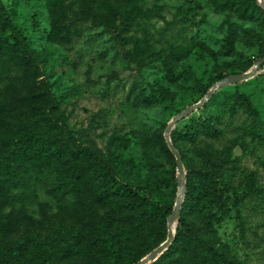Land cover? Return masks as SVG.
Instances as JSON below:
<instances>
[{
    "label": "rangeland",
    "instance_id": "374dc122",
    "mask_svg": "<svg viewBox=\"0 0 264 264\" xmlns=\"http://www.w3.org/2000/svg\"><path fill=\"white\" fill-rule=\"evenodd\" d=\"M2 2L7 17L0 11V249L25 242L31 264L42 259L102 264L108 230L97 223H103L109 205L99 200L93 165L67 149L53 152L47 161L18 157L4 164L2 152L16 151L4 144L12 129L27 119L46 124L52 118L70 129L76 146L98 153L122 179L174 209L180 185L177 159L166 142L169 124L220 80L250 71L264 56V18L243 17L225 0ZM243 2L257 12L254 0ZM14 33L26 38L31 52ZM238 92L252 102L258 119L246 113L247 107L230 118L244 130L233 150L243 170L227 177L233 180L229 205L226 210L205 208L196 196L184 197L174 241L182 217L225 245L236 264H264V219L251 209L255 202L264 212V64L253 77L220 87L212 104L195 110L172 132L201 114L219 111ZM252 124L254 133L246 131ZM177 145L183 151L181 141ZM165 179L170 185L159 188ZM251 187L261 193L237 202ZM237 207L246 215L242 222ZM209 210L216 214L212 226ZM78 229L86 232L80 241L72 238ZM168 235V218L135 235L139 260ZM174 241L168 251L172 258Z\"/></svg>",
    "mask_w": 264,
    "mask_h": 264
},
{
    "label": "trees",
    "instance_id": "16d2710c",
    "mask_svg": "<svg viewBox=\"0 0 264 264\" xmlns=\"http://www.w3.org/2000/svg\"><path fill=\"white\" fill-rule=\"evenodd\" d=\"M225 3L228 8L242 12L243 17L253 21L264 18V8L257 5L256 0L254 3L257 12L249 11L243 0H225ZM0 11L6 18L7 11L2 0H0ZM14 36L18 43L31 52L26 38L21 33H14ZM233 49L231 44V50ZM214 95L205 105L212 104ZM245 107L248 108L246 113L258 119V111L252 102L244 93L238 92L232 99H227L219 111L201 114L186 124L182 130L172 132L173 143L189 170L185 199L190 196L195 199L194 196H196L198 204L205 208L213 206L219 210H226L231 199L229 187L233 183V180L229 181L227 177L241 170V163L234 157L233 150L239 145L240 134L244 130L240 124H233L230 118L234 119L241 108L245 110ZM28 120L19 122L12 129L13 135L6 139L4 144L15 146L16 151L14 153L3 151L1 162L8 164L10 160L18 157L42 162L47 161L48 155H53V152H61V150L64 152L66 149L78 158L86 157L93 165L92 174L100 186L99 200L109 205L103 223H97L101 230H108L106 237L108 247L102 264H125L124 260H128V264H135L139 260L135 235L145 231L148 224L152 222L162 220L166 223L173 211V206L156 201L146 188L122 179L109 162L103 160L98 153L84 144L76 146L75 137L66 125H61L52 118L46 124L41 123L37 118ZM246 131L256 132L253 124L248 126ZM253 136L255 138V134ZM178 140L183 145V151L178 148ZM195 163L198 165L194 166ZM170 182L169 179L161 181L158 183L159 188L170 185ZM260 193V188L251 187L247 194L237 198V202L245 199L252 201ZM251 209L255 215L264 219V212L257 203L254 202ZM236 210L240 222L244 221L246 215L242 214L238 207ZM208 214L211 217L209 226H212L216 214L212 210H209ZM242 229L245 227L243 226ZM78 230L72 238L80 241L86 232L83 229ZM174 244L177 245L173 253L176 256L170 257L172 253L168 254L171 249L169 247L155 264H198L200 260L202 264H236L232 261L225 245L218 243L211 233L199 232L194 224L182 217L179 219ZM29 247L25 242L14 243L13 247L11 244H6L3 246L4 249H0V262L31 264L26 256ZM75 247L83 250L82 246ZM51 248L58 251L60 247L53 243ZM169 257L170 261H167ZM34 264L49 263L48 260L42 259Z\"/></svg>",
    "mask_w": 264,
    "mask_h": 264
},
{
    "label": "water",
    "instance_id": "95a60500",
    "mask_svg": "<svg viewBox=\"0 0 264 264\" xmlns=\"http://www.w3.org/2000/svg\"><path fill=\"white\" fill-rule=\"evenodd\" d=\"M258 3L261 7L264 8V0H258ZM264 64V56L258 60V62L255 64V66L248 72L243 73V74H235L231 75L228 77L223 78L220 80L214 87L208 92V94L202 98L200 101L197 103L181 110L178 115L170 122L169 127L166 131V142L170 148V150L173 152V154L176 156L177 159V169L179 172V185H180V191L178 194V199L177 202L174 206V209L171 213V215L168 217V227H169V235L168 239L156 247L153 251L148 253L146 256H144L142 259H140L138 262L135 264H150L153 261H156L159 257H161L171 246V244L174 241L175 237V227H172V222L178 221L179 214L181 211L182 203L185 197L186 193V168L183 162V158L179 150L176 148L174 145L172 139H171V132L173 130V127L181 120L185 119L188 117L190 114L195 112L198 108L203 107L215 94V92L222 86L227 85L228 83L232 81H243L246 79H249L253 77L257 70L261 67V65Z\"/></svg>",
    "mask_w": 264,
    "mask_h": 264
},
{
    "label": "bare ground",
    "instance_id": "6f19581e",
    "mask_svg": "<svg viewBox=\"0 0 264 264\" xmlns=\"http://www.w3.org/2000/svg\"><path fill=\"white\" fill-rule=\"evenodd\" d=\"M174 223H176V221L172 222V227H173ZM173 228H174V227H173Z\"/></svg>",
    "mask_w": 264,
    "mask_h": 264
}]
</instances>
